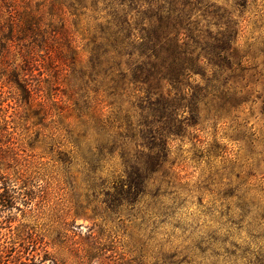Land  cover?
Instances as JSON below:
<instances>
[{
    "label": "rangeland",
    "instance_id": "374dc122",
    "mask_svg": "<svg viewBox=\"0 0 264 264\" xmlns=\"http://www.w3.org/2000/svg\"><path fill=\"white\" fill-rule=\"evenodd\" d=\"M61 2L0 0V180L17 196L0 212V264H264V0H205V36L231 43L203 57L174 102L189 106L179 135L128 197L123 159L147 162L154 118L133 85L111 97L89 82L90 13L77 22ZM10 12L38 17L47 39L6 40ZM29 53L34 95L20 82Z\"/></svg>",
    "mask_w": 264,
    "mask_h": 264
},
{
    "label": "trees",
    "instance_id": "16d2710c",
    "mask_svg": "<svg viewBox=\"0 0 264 264\" xmlns=\"http://www.w3.org/2000/svg\"><path fill=\"white\" fill-rule=\"evenodd\" d=\"M61 5L76 16L77 22L86 15L85 11L90 13L92 24L86 29L88 36L82 50L89 55L84 70L89 82H98L99 77L105 79L111 97L117 96L119 87L133 85V92L146 104L142 109L154 118L149 132L154 147L146 155L147 162L133 156L123 159L128 184L121 182L115 190L119 196L128 197L134 186H145L146 171H158L162 163L158 149L165 151L166 142L179 135L174 117L189 106L174 102L188 98L189 80L202 70L203 57L212 62L223 60L222 52L227 51L231 42L220 40L217 35L205 36L198 16L208 6L205 0H63ZM10 17L11 35L6 40L12 39L16 29L21 40L32 39L33 44L39 37L47 39L38 17L26 13L17 18L13 12ZM214 17H219L217 12ZM73 43L70 39L72 47L68 49L75 60L78 54ZM30 54L23 57L26 75L20 82L25 83L26 92L34 95L41 91L40 82L34 79L41 63ZM99 145L103 160L105 146ZM16 198L0 180V212Z\"/></svg>",
    "mask_w": 264,
    "mask_h": 264
}]
</instances>
